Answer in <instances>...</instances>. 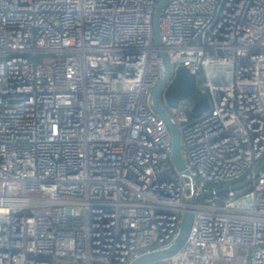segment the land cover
<instances>
[{
  "label": "built area",
  "instance_id": "obj_1",
  "mask_svg": "<svg viewBox=\"0 0 264 264\" xmlns=\"http://www.w3.org/2000/svg\"><path fill=\"white\" fill-rule=\"evenodd\" d=\"M157 2L0 0V264H128L174 241ZM159 30L209 101L166 108L209 195L182 249L148 264H264V0H168Z\"/></svg>",
  "mask_w": 264,
  "mask_h": 264
},
{
  "label": "water",
  "instance_id": "obj_2",
  "mask_svg": "<svg viewBox=\"0 0 264 264\" xmlns=\"http://www.w3.org/2000/svg\"><path fill=\"white\" fill-rule=\"evenodd\" d=\"M167 2L168 0H158L152 12V36L154 46L158 50L165 65L162 78L158 80L152 89V106L154 111L164 120L170 132L171 159L176 169L182 175L185 183L184 201L186 205L181 214L177 235L172 244L165 249L144 252L132 259L128 264L153 263L169 258L179 252L186 243L188 235L191 232L196 204L202 197L209 195V193L195 194L194 179L182 153V129L174 123L166 111L167 107L177 106L182 99H192L197 95L198 83L196 75L190 72L186 66L180 64L173 67L167 56L165 47L161 42L159 21L162 9ZM168 78H170V80L166 82ZM208 109L209 101L207 97L201 95L193 100V104L190 107L184 108V111L188 116L195 118ZM263 164L264 161L258 167L257 171ZM247 181H249V179ZM223 190L225 191L226 189Z\"/></svg>",
  "mask_w": 264,
  "mask_h": 264
},
{
  "label": "trees",
  "instance_id": "obj_3",
  "mask_svg": "<svg viewBox=\"0 0 264 264\" xmlns=\"http://www.w3.org/2000/svg\"><path fill=\"white\" fill-rule=\"evenodd\" d=\"M38 60V59H37ZM197 98V95H195L191 100H194V99H196Z\"/></svg>",
  "mask_w": 264,
  "mask_h": 264
},
{
  "label": "flooded vegetation",
  "instance_id": "obj_4",
  "mask_svg": "<svg viewBox=\"0 0 264 264\" xmlns=\"http://www.w3.org/2000/svg\"><path fill=\"white\" fill-rule=\"evenodd\" d=\"M188 102H192V100L191 99H188Z\"/></svg>",
  "mask_w": 264,
  "mask_h": 264
}]
</instances>
